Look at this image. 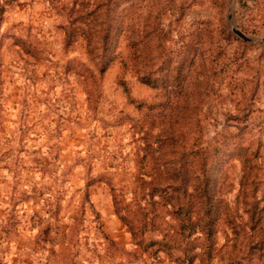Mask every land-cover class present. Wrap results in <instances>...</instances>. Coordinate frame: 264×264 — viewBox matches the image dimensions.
Here are the masks:
<instances>
[{
    "label": "rangeland",
    "instance_id": "obj_1",
    "mask_svg": "<svg viewBox=\"0 0 264 264\" xmlns=\"http://www.w3.org/2000/svg\"><path fill=\"white\" fill-rule=\"evenodd\" d=\"M201 170L193 264H264V0H0V264H179Z\"/></svg>",
    "mask_w": 264,
    "mask_h": 264
},
{
    "label": "trees",
    "instance_id": "obj_2",
    "mask_svg": "<svg viewBox=\"0 0 264 264\" xmlns=\"http://www.w3.org/2000/svg\"><path fill=\"white\" fill-rule=\"evenodd\" d=\"M224 58L226 57L224 56ZM227 59L230 60L229 57H227ZM204 155H207V152H205ZM199 158H201L202 164H204V157L200 155ZM197 176L201 178L200 184ZM195 177H197V186H194L192 195L188 193V199L186 201L181 197L166 198V202L172 206L170 214L177 223L176 229L171 235H168L167 232L162 236L161 240L152 242L153 245L157 246L156 252L167 251L168 255L172 258L174 257L175 261L179 264H193L194 260L201 256L210 257V248H206L207 246L201 247V244L194 245L192 243H194V241L209 243L210 239L217 232L214 228L216 220L213 219V217L211 218V206H208L206 201L202 202V198H206L208 191L205 174L201 170ZM120 217L129 226L133 237L136 238V224L129 220L125 213L120 215ZM139 229L140 228H138V241L143 245L144 233ZM231 235L234 236L231 241H237L240 236H242L243 240L245 238L250 239L252 236V234L249 236H247V233L242 234L241 230L238 229H233ZM196 248H199V252H194ZM255 251L257 253L262 250L257 249V247H252L249 242L237 247L235 242L231 245V250L228 254V256H231L228 260V264H253L252 261L246 260V258ZM175 252L179 253L176 254ZM233 253H235L234 256L231 255ZM237 255L243 256L244 258L240 257L238 262H234V258H238Z\"/></svg>",
    "mask_w": 264,
    "mask_h": 264
},
{
    "label": "water",
    "instance_id": "obj_3",
    "mask_svg": "<svg viewBox=\"0 0 264 264\" xmlns=\"http://www.w3.org/2000/svg\"><path fill=\"white\" fill-rule=\"evenodd\" d=\"M234 33L239 36L240 38H242L243 40H248L242 33H240L239 31L237 30H233Z\"/></svg>",
    "mask_w": 264,
    "mask_h": 264
}]
</instances>
